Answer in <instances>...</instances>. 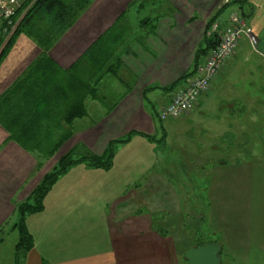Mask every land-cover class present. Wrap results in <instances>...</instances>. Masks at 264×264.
<instances>
[{
    "label": "crops",
    "instance_id": "1",
    "mask_svg": "<svg viewBox=\"0 0 264 264\" xmlns=\"http://www.w3.org/2000/svg\"><path fill=\"white\" fill-rule=\"evenodd\" d=\"M201 1L95 0L66 30L51 51L62 67L73 64L112 25L118 24L126 33L119 48L122 62L118 71L104 76L98 95L85 99L87 114L73 121L78 126L74 129L72 125L76 143L102 153L111 139L134 130L128 140L116 146V158L139 136L167 142L170 130L158 114L157 103L160 109L166 105L172 93L166 87L193 70L197 49L205 45L206 33L210 35L208 20L225 3L204 0L206 7ZM236 4L253 25L257 42L251 44L243 38L223 68L222 77H216L212 83V91H217L218 86L222 88L218 92L220 104L227 109L216 120L220 125L214 140H205L203 136L209 133L206 128L199 129L198 142L187 137L190 124L179 131L187 140L184 148L178 144L185 156L178 154L176 163L172 162V229L166 228L167 234H163L155 228V214L165 219L160 214L163 207L149 210L135 206L146 201L139 195L147 191V186L154 189L162 183L164 177L158 166L146 168L140 175L145 183L136 184L139 188L121 192L103 211L92 213V209L84 210L83 204L91 205L101 197L98 192L87 190L83 182L98 186L100 175L109 176L115 158L108 169L79 162L54 183L44 198V208L26 215L35 244L25 252L21 264H181V250L195 245L184 219H195L196 215L203 221L202 241L221 243V264H264V110L259 109L264 106V84H239L233 80L238 72L242 76L248 72L244 67L234 70L244 56L252 52L264 56V0ZM229 13L222 10L219 17L226 20ZM40 52L36 48L30 53L19 74ZM202 102L209 104L205 99ZM200 103L198 99L175 122L181 123L195 114ZM0 129L9 134L5 127L0 125ZM1 165L0 228L5 230L16 212L12 227H17L15 202L28 192L22 191L25 182L21 176L4 173L9 168L5 163ZM125 166L132 170L138 164L129 158ZM192 199L197 205H191ZM3 240L4 236L0 243ZM16 255L17 243L8 264H16Z\"/></svg>",
    "mask_w": 264,
    "mask_h": 264
},
{
    "label": "trees",
    "instance_id": "2",
    "mask_svg": "<svg viewBox=\"0 0 264 264\" xmlns=\"http://www.w3.org/2000/svg\"><path fill=\"white\" fill-rule=\"evenodd\" d=\"M246 1L231 0L232 3L240 4ZM89 3L90 0H24L20 8L23 14L0 50V56L3 57L21 32L32 37L41 47V53L0 94V124L23 147L37 150L45 156L54 153L71 137L74 119L87 114V96H97L104 76L108 72L118 71L121 66L119 48L126 40V33L118 24L99 35L69 67H62L52 57L50 49L55 41ZM204 39L205 45L197 49L193 70L184 73L166 88L173 90L196 71L201 59L217 44L219 33H206ZM158 114L160 116V110ZM133 132L111 139L102 153H96L79 143L74 150L62 155L52 170L45 173L34 189L32 198L18 202L19 218L14 223L20 231L16 264H21L25 252L35 244L34 235L26 224V215L44 208V198L59 177L79 162L110 168L116 146L128 140ZM154 219L155 228L167 234L166 227L158 221L161 217L155 214ZM4 231V227H1L0 238Z\"/></svg>",
    "mask_w": 264,
    "mask_h": 264
},
{
    "label": "rangeland",
    "instance_id": "3",
    "mask_svg": "<svg viewBox=\"0 0 264 264\" xmlns=\"http://www.w3.org/2000/svg\"><path fill=\"white\" fill-rule=\"evenodd\" d=\"M94 1L95 0H90V3L87 5V7L83 8L79 12L74 23L80 17H82L84 13H86L87 9L91 6V4H93ZM201 2H203L204 5L207 7L206 5L207 2H204V0H202ZM221 7H223L222 10H224L225 13H229L231 11L226 17V20H222L219 17L220 15L219 12L222 11L220 10ZM221 7L214 10V12L210 16V18L211 17L214 18H212L211 21L208 20L207 28L210 31V35H213L215 32L219 33L220 30L223 28V26L231 19V17L234 16V14L239 12L240 15L242 14L243 16H246L245 13L242 11V9H240V7L237 6L236 2L232 3L231 0H225V3ZM236 7H238V9L234 10V8ZM139 14L141 13L139 12ZM71 26H69L68 28H70ZM12 30L8 33L5 40L0 41V50L3 47L4 43L6 42V40L8 39V37L10 36ZM63 34L55 41V43L63 36ZM55 43L53 44V46L55 45ZM53 46L50 49V53L53 49ZM36 48L41 49V47L32 37H30L28 34L24 32H21L16 37L15 41L9 48L8 52L3 57L0 56V94L3 91H5V89L8 88L9 85L13 81H15V79H17L19 75H21L23 70L31 63L30 62L29 64H27L26 67L19 74L23 62L25 61L26 63L28 56L30 55V53H32V51L34 52ZM243 67L246 68L248 72L243 76L239 72L235 74L233 76V80L235 82H240L239 84H249V83H256L258 85H260L261 83L264 84L263 55L252 52L250 56L247 57L244 56L243 61H241L238 64V67H234V70L237 71L238 68H243ZM222 71L223 70H221L217 78L221 75ZM217 78H215L214 80H216ZM7 83H9V85L5 87ZM212 85L209 89L210 92L212 91L211 89ZM214 86H216V84H214ZM220 89L222 88L218 86L217 91L213 90L209 95L210 97L204 96L205 95L204 93L199 98L201 99V103L195 110L194 112L195 114L190 115L189 118L188 117L184 118L181 123L175 121L181 120L184 117L183 115L169 116L167 118H163L164 119L163 123L167 125V127L170 130V135L166 143L165 141L163 142L150 141L144 138L143 136H139L131 144H127V146H125L122 150H120L116 158L114 157L115 164L111 168V170H109L108 172L109 176L107 175L108 177H104V175H100L99 178L100 182L98 186H88L89 182L87 181L83 182L87 190H90L91 192L94 193L98 192L99 196L101 197L100 200L96 201L98 198L96 196L95 199L96 202H94L91 205L84 203L83 209L84 210L92 209V213L96 211L97 212L103 211L105 207H107L108 203L110 202L111 204V200H113V198L118 196L121 192H126V190H128L129 188L130 189L139 188L136 185L137 183L138 184L140 182L141 184L142 182L145 183V178L141 179L140 175L145 172L146 168H150V166H158V172L162 173L164 177L162 183H160V185L158 187H155L154 189H152L150 186L149 187L147 186L146 189L147 191H145L146 194L144 192L139 195V198L145 197L146 201L138 202L140 204L139 205L135 204V206H141L143 209L148 208L149 210H155L163 207V209L160 210L161 212L160 214H164L165 219L162 218L159 219L158 221H160L161 225L165 226L170 231L172 229L171 208L175 201L174 196L172 194V176H171L172 162L174 160L176 163V161L178 160L177 159L178 154H179L178 156L181 158L185 156L182 147L184 148V143L187 140V138H185L184 135H180L179 131L181 129H185V125L190 124V129L189 130L185 129L186 131H189L188 133H186L187 137L192 139V141L194 142H198L199 137L201 136V132L199 129L206 128V131H209V133L208 134L205 133L204 135L206 134L207 135L203 137L205 138L206 141L212 142L214 140L215 138L214 133L216 132V130H218V127L220 125L219 123H216V120L219 119V116L222 113H225L224 112L225 110H227L225 109L226 106L220 104L221 95L218 94V92H221ZM258 92H260V90H258ZM261 94H264V91H261ZM204 99L209 101L208 102L209 104L207 103L205 104L204 102H202ZM157 107H158L157 109L160 110V103H157ZM228 108H234V107H228ZM259 109L264 110V106L259 107ZM171 121H173L172 125H170ZM0 125L3 126L2 124ZM73 126H75L74 129L78 127L77 124ZM189 134H191V137ZM177 139L178 140L181 139V141L178 142ZM11 141L13 142V144L11 143ZM178 144H182L183 146L180 148ZM76 145H78V143L75 142V138L72 134L71 137H69L62 143L59 149H57L54 153L45 156L39 153V151L37 150H30L23 147L19 142L11 138L9 134L7 135L6 131L4 132L3 130L0 129V166H2L1 164L5 163V167L9 168V169H5L4 173H7L9 175L12 172L17 175L19 174L18 176H21V178L23 179L22 182H25L22 191H25V193L28 192L25 196H21L22 198L20 200L15 202L16 205L20 201L32 198L34 189L40 183L45 173L52 170L54 166L57 165L60 157L65 153L74 150ZM154 145L157 148L153 147ZM127 147H129L130 150H128ZM185 148L190 149V147L188 146H186ZM129 158H132L133 163L138 164L136 169L131 170L130 169L131 167L129 168L125 166V162L128 161ZM82 165H85V163L84 164L82 163ZM180 167L182 168L181 164ZM2 168H0V172H3ZM180 171L183 172L182 169ZM188 171L192 172L191 169H188ZM104 172L106 171L103 170V173ZM143 188L146 187L144 186ZM192 204L197 205L194 199L191 200V205ZM13 217L14 220H12L10 224L5 228L3 234L4 240L2 241V243H0L1 244L0 264H8L16 250V243L19 238V231L17 227L14 226L12 227V224L17 217V212ZM154 220L156 221V219ZM184 220H186L184 222L187 224V226H189V230L191 231L190 239L191 238L193 239L191 240L193 241V244H196V242H200L204 240V236H203L204 232L201 228V225H203L202 218L196 215L195 219L186 217ZM84 236L86 237L87 234L85 233ZM206 237L208 236L206 235ZM188 244L189 241L186 243V246H188ZM185 252H186L185 249L181 250L180 253L181 264H189L188 260L185 257Z\"/></svg>",
    "mask_w": 264,
    "mask_h": 264
},
{
    "label": "built area",
    "instance_id": "4",
    "mask_svg": "<svg viewBox=\"0 0 264 264\" xmlns=\"http://www.w3.org/2000/svg\"><path fill=\"white\" fill-rule=\"evenodd\" d=\"M23 1L0 0V39L5 40L17 24L23 14L20 11ZM243 38H247L251 44L257 42L253 25L238 12L220 30L217 44L201 59L196 71L172 90L169 102L160 109V116H180L190 110L209 91L212 81L223 70Z\"/></svg>",
    "mask_w": 264,
    "mask_h": 264
},
{
    "label": "water",
    "instance_id": "5",
    "mask_svg": "<svg viewBox=\"0 0 264 264\" xmlns=\"http://www.w3.org/2000/svg\"><path fill=\"white\" fill-rule=\"evenodd\" d=\"M221 243L213 240L190 246L185 257L189 264H221Z\"/></svg>",
    "mask_w": 264,
    "mask_h": 264
}]
</instances>
